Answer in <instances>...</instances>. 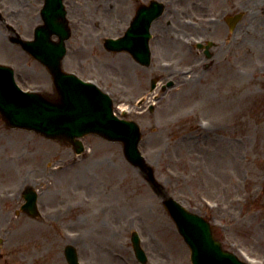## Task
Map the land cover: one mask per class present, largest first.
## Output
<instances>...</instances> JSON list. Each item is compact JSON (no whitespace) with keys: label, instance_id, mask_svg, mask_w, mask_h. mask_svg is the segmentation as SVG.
I'll return each instance as SVG.
<instances>
[{"label":"rangeland","instance_id":"374dc122","mask_svg":"<svg viewBox=\"0 0 264 264\" xmlns=\"http://www.w3.org/2000/svg\"><path fill=\"white\" fill-rule=\"evenodd\" d=\"M262 2L248 0L239 11L244 16L235 30L233 62L209 71L190 72L185 59L169 68L170 59L157 54L147 69L128 52L108 50L104 38L118 34L114 22L74 28L64 69L94 81L112 95L120 116L139 122L140 146L159 184L128 161L122 142L87 134L86 151L78 155L64 139L9 128L0 114V173L7 166L32 169L35 164L42 175L45 169L53 172L33 184L46 205L43 222L15 213L23 202L16 195L32 183L34 173L0 185L13 191L6 194L10 206H0V227L11 221V231L0 234L6 239L0 264H68L64 250L70 243L82 264H143L133 250L134 230L148 253L147 264H192L190 248L163 203L169 196L211 220L224 248L264 264ZM43 4L0 0V63L15 69L22 88L55 96L46 66L11 41L14 30L33 37ZM155 76L177 83L151 92ZM151 102L153 109L145 104ZM57 164L66 166L59 170Z\"/></svg>","mask_w":264,"mask_h":264},{"label":"water","instance_id":"95a60500","mask_svg":"<svg viewBox=\"0 0 264 264\" xmlns=\"http://www.w3.org/2000/svg\"><path fill=\"white\" fill-rule=\"evenodd\" d=\"M66 13L63 0H46L42 9L45 24L36 28L35 38L27 40L19 33L12 38V41L20 43L48 67L58 97L51 98L42 92L23 90L16 82L14 69L0 64V113L10 127L35 130L49 138L69 140L76 145L78 152L84 149L78 137L88 133L122 141L127 159L146 171L148 180L158 185L154 169L146 163L139 147L142 138L140 125L135 120L117 116L113 98L97 84L63 70L66 40L71 35ZM239 18L240 15H237L235 20ZM54 34L59 35V41L52 39ZM105 45L110 50L129 51L143 64L151 61L148 43L134 41L130 29L124 37L107 38ZM155 85L156 80L152 87ZM26 197L24 209L35 215L36 191L29 189ZM164 204L191 247L193 264H248L222 248L221 242L214 237L210 222L200 214L189 211L173 197H167ZM132 240L137 258L146 263L148 256L137 232L133 233ZM66 256L70 264H80L73 245L66 247Z\"/></svg>","mask_w":264,"mask_h":264},{"label":"flooded vegetation","instance_id":"af4514ba","mask_svg":"<svg viewBox=\"0 0 264 264\" xmlns=\"http://www.w3.org/2000/svg\"><path fill=\"white\" fill-rule=\"evenodd\" d=\"M247 2L248 0H66V6L72 34L74 28L82 26L98 28L102 19L114 22L118 35H122L132 25L136 39L150 34L149 44L153 56L157 54L161 59H170L169 68L174 66L175 69V64L179 65L185 59L186 66L195 72L198 67L209 71L213 67H221L225 61L233 62L235 30L238 27L235 26L233 17L240 9H244ZM262 4L264 11V0ZM92 34V31H88L89 37ZM150 66L144 67L148 69ZM59 169L62 170L63 166ZM3 171L0 173V185L10 183L16 177V180L28 179L32 177L31 173H34L35 178L31 181L33 184L38 181L43 183L53 176L50 169H45L46 173L42 175L39 164H35L32 169H11L7 166ZM10 188L11 186H6L0 189L1 207L10 206L9 196L6 195L13 192ZM26 188L27 186L23 187L16 195L18 200H24ZM21 205L15 209L17 216L25 214L35 218L26 212L17 214ZM39 206L42 211L45 208L43 206H46L40 202V195ZM44 218L43 214L35 219L43 222ZM10 222L7 227L4 224L0 227V234L5 235L11 231ZM4 242L6 239L0 237V247L4 246Z\"/></svg>","mask_w":264,"mask_h":264}]
</instances>
